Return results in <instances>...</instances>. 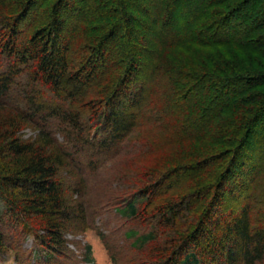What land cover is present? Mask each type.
<instances>
[{
	"label": "trees",
	"instance_id": "obj_1",
	"mask_svg": "<svg viewBox=\"0 0 264 264\" xmlns=\"http://www.w3.org/2000/svg\"><path fill=\"white\" fill-rule=\"evenodd\" d=\"M0 33V258L54 264L112 204L140 264H264V0H0Z\"/></svg>",
	"mask_w": 264,
	"mask_h": 264
},
{
	"label": "rangeland",
	"instance_id": "obj_2",
	"mask_svg": "<svg viewBox=\"0 0 264 264\" xmlns=\"http://www.w3.org/2000/svg\"><path fill=\"white\" fill-rule=\"evenodd\" d=\"M176 14V13H175ZM183 20L180 21L178 24L179 27L183 28L184 23H182ZM3 34L0 33V40L4 39L2 38ZM3 41V40H1ZM1 44V43H0ZM231 52H236L235 49H230ZM200 53V56L208 54L209 50H198ZM179 54L181 53V50L178 51ZM186 52V51H185ZM227 53V52H224ZM229 53V52H228ZM8 65V60L2 53H0V72L4 71ZM27 75V74H26ZM25 82V76H22L19 78L18 82L20 84ZM39 90L44 91V88ZM51 123V122H50ZM52 123H54L52 121ZM20 136L23 140L26 141H33L38 137V129L36 126L28 125L26 126L20 133ZM56 137L59 140V142L62 144L64 142V137L62 136V133L57 132ZM211 139H208V141H203L201 143H194L189 144V147H198L200 151H205V149L209 146L212 147L213 144H216L214 141H210ZM219 142V141H218ZM98 142L96 143V145ZM205 149H202L204 148ZM96 151L95 149H89L87 151H84L82 153V160L79 159L78 163L80 166L88 167L89 163L96 160L92 159L90 160V156H93V153ZM161 160H168L166 157H162ZM218 167L222 168V164H220ZM218 168V170L220 169ZM217 168L214 170L216 171ZM88 172V171H85ZM68 172H65L63 177L64 180L68 185L71 183H75L76 178L73 177L72 174L68 175ZM209 178V177H208ZM99 180V179H98ZM95 178L90 179V184L85 185L90 188V199H93L96 202V205L98 202H100L99 205L106 204V201L108 197L115 196L113 194L116 193L115 191H120L118 188H109L108 186H102L101 183L98 182ZM123 182V181H122ZM116 185V184H114ZM122 185H124L122 183ZM194 185V183H193ZM122 189V188H121ZM68 198H72L74 201L79 200L78 195L74 194L72 195L70 193V190L68 188ZM119 194V193H118ZM116 194V195H118ZM108 204V203H107ZM98 209L96 210L95 216H93L90 220L91 229H89L86 232L79 233L74 231H69L66 234V240H68L67 246L70 250V253L65 258L60 257L57 259L56 263L54 264H88L85 262V248L87 246H91L92 248V257L94 259V264H114L113 260L111 259V255L104 245L103 239L101 238L100 234H103L106 236V241H108L112 254L117 258L116 264H140L138 261L139 255L134 250L131 249V242L130 240H126L124 238V233L127 229H130L132 226L131 224H127L126 221L122 220L116 215V208L109 205L106 206H97ZM4 232H10L11 229H9L7 226L5 228H2ZM142 230V228H140ZM43 234V232H42ZM11 240V239H10ZM137 259V261L135 260ZM43 261L42 258V249L40 247V242L36 239L34 236L29 237H15V240H12L10 243V247L8 248L7 252L5 254L1 255L0 258V264H40ZM46 262V261H45ZM41 264H49L41 263Z\"/></svg>",
	"mask_w": 264,
	"mask_h": 264
}]
</instances>
